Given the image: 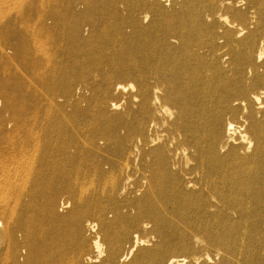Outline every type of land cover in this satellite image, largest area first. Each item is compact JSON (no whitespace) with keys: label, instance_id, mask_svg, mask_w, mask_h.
Here are the masks:
<instances>
[{"label":"bare ground","instance_id":"1","mask_svg":"<svg viewBox=\"0 0 264 264\" xmlns=\"http://www.w3.org/2000/svg\"><path fill=\"white\" fill-rule=\"evenodd\" d=\"M31 1L0 22L51 30V122L0 86V264H264V0Z\"/></svg>","mask_w":264,"mask_h":264},{"label":"rangeland","instance_id":"2","mask_svg":"<svg viewBox=\"0 0 264 264\" xmlns=\"http://www.w3.org/2000/svg\"><path fill=\"white\" fill-rule=\"evenodd\" d=\"M29 3L30 5L27 4L25 8V15L30 16L36 23L40 18L51 17V10L53 9H64L66 0H57L56 2L32 0ZM48 25L51 28V18L48 19ZM37 29L34 24L32 28L9 27L0 22V49L6 50L2 64L0 63V86L7 90L11 99L13 98V101L18 102L17 104L30 106L25 111L28 121L42 123L51 122V30L48 33H41ZM22 39L38 44L40 46L38 53L26 55V52L31 53L34 48L30 45L31 51L29 46L21 48L18 42ZM2 65L4 67L1 69ZM54 80L63 86L69 82V79L65 77H58ZM95 80H99L98 75L95 76ZM0 99L3 104L9 102L5 96H1ZM22 99L25 101H21ZM92 126L100 128L103 123L96 122ZM84 133L88 134L86 131ZM42 155L44 154H39L33 163L35 175L32 179H28L23 186L28 190H33L39 198L52 189L59 191L58 199L69 198L70 195L67 192L60 191L61 185L57 181L51 180V159L43 161ZM125 210L127 211V208ZM66 212L67 209L61 211L63 214ZM113 212L112 208L109 207L108 218L111 220L114 218L116 210ZM112 234V236L119 235L117 226H113ZM141 235H145V233L141 232ZM65 242L66 247L69 248L68 236H66ZM72 256L71 250L68 249L65 264H69Z\"/></svg>","mask_w":264,"mask_h":264}]
</instances>
